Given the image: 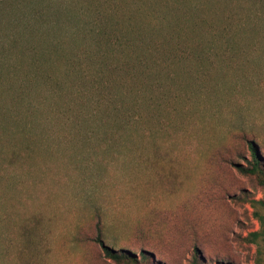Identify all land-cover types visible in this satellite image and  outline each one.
I'll list each match as a JSON object with an SVG mask.
<instances>
[{
	"label": "rangeland",
	"instance_id": "374dc122",
	"mask_svg": "<svg viewBox=\"0 0 264 264\" xmlns=\"http://www.w3.org/2000/svg\"><path fill=\"white\" fill-rule=\"evenodd\" d=\"M59 1L0 69V264H257L264 0Z\"/></svg>",
	"mask_w": 264,
	"mask_h": 264
},
{
	"label": "trees",
	"instance_id": "16d2710c",
	"mask_svg": "<svg viewBox=\"0 0 264 264\" xmlns=\"http://www.w3.org/2000/svg\"><path fill=\"white\" fill-rule=\"evenodd\" d=\"M3 1L0 0V69H3L7 66L8 59L16 48L24 46V41H28L31 43L33 35L36 32H40V36L46 39V42L49 41V45H51L55 49H59L61 46V40L57 35L51 31V27L55 25L56 29H58V24L60 25L61 19L64 15L67 16L68 21L74 20V12L72 8L69 7L70 4L63 3L59 0H56V5L54 10L51 4L47 3L43 8L36 7L35 4L42 3V0H24V5L17 4V0L12 4L13 8L9 11L6 10L4 14V10L2 11ZM70 2V1H69ZM68 2V3H69ZM23 6V8H21ZM53 9V10H52ZM10 13L8 17V24L2 23L1 18L6 15V12ZM16 11V13L14 12ZM18 11V13H17ZM3 12V13H2ZM62 13V14H61ZM60 14V15H59ZM65 17V16H64ZM59 22V23H58ZM58 23V24H57ZM65 25V24H63ZM68 28H72V25L67 26ZM71 30V29H70ZM76 32V30H75ZM70 35V34H69ZM73 35H76L73 32ZM72 36V35H70ZM41 37V38H42ZM70 43L71 40L68 41ZM30 45V44H29ZM32 49V54H42L41 45L32 44L29 48ZM12 52V53H11ZM39 58V57H38ZM40 59V58H39ZM35 64L37 62H34ZM99 83L102 84V79L100 78ZM110 99L111 103H116L118 100L115 98ZM250 149L252 152L253 163L251 167H240V170L245 173L256 174L259 178L260 183L264 186V170L261 167L259 153L254 141H250ZM264 206V200H254V206L256 207L255 215L258 217L260 221V229L254 230L250 232L247 236V240L257 245L256 250V263L264 264V212H261L258 208V205ZM104 250L106 254L117 261H121L123 259H130L129 255H122L114 252V250L103 243ZM198 253V251H197ZM194 264H198L197 259L194 260Z\"/></svg>",
	"mask_w": 264,
	"mask_h": 264
}]
</instances>
